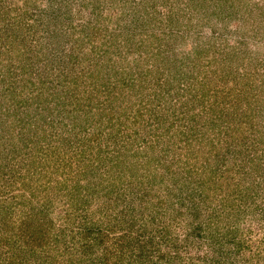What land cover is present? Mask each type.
<instances>
[{
    "label": "rangeland",
    "instance_id": "374dc122",
    "mask_svg": "<svg viewBox=\"0 0 264 264\" xmlns=\"http://www.w3.org/2000/svg\"><path fill=\"white\" fill-rule=\"evenodd\" d=\"M30 217L10 264H264V0H0V242Z\"/></svg>",
    "mask_w": 264,
    "mask_h": 264
},
{
    "label": "trees",
    "instance_id": "16d2710c",
    "mask_svg": "<svg viewBox=\"0 0 264 264\" xmlns=\"http://www.w3.org/2000/svg\"><path fill=\"white\" fill-rule=\"evenodd\" d=\"M32 226H34L35 230L32 229ZM5 232L4 243L0 242V263L10 261L8 263L10 264L14 262L18 255L21 257L24 246L26 247L27 244V247H29L31 243L36 240V237H39V231L36 230V222L32 217H30V221L24 224V226L14 230V233H17L18 237H13L11 233L7 234V232H10L9 229ZM34 248L35 247L32 246V249Z\"/></svg>",
    "mask_w": 264,
    "mask_h": 264
}]
</instances>
